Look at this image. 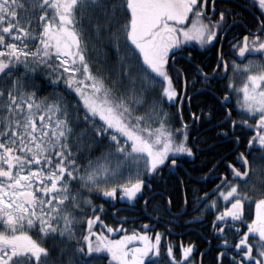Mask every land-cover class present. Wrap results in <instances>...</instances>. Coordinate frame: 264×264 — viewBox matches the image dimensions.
I'll return each instance as SVG.
<instances>
[{
  "label": "snow or ice",
  "instance_id": "snow-or-ice-1",
  "mask_svg": "<svg viewBox=\"0 0 264 264\" xmlns=\"http://www.w3.org/2000/svg\"><path fill=\"white\" fill-rule=\"evenodd\" d=\"M242 6L252 27L230 38L227 54L221 44L214 64L192 62L190 81L177 59L223 41L242 24L234 8L0 0V264H197L194 243L175 251L147 222L113 227L96 201L136 200L148 178L180 168L182 154L200 151L191 127L201 123L226 147L204 174L215 183L182 190L179 214L204 223L212 213L215 264H264V0ZM197 76L208 90L222 81L215 107L172 127L165 104L190 95ZM160 194L158 215H174L173 196Z\"/></svg>",
  "mask_w": 264,
  "mask_h": 264
},
{
  "label": "flooded vegetation",
  "instance_id": "flooded-vegetation-1",
  "mask_svg": "<svg viewBox=\"0 0 264 264\" xmlns=\"http://www.w3.org/2000/svg\"><path fill=\"white\" fill-rule=\"evenodd\" d=\"M245 4L246 0H217L218 8H234L240 14L239 18L242 21V24L237 25V27L234 28L233 31L229 32L227 37H225L223 41H217L214 47H207L206 50L199 48H197L196 50H193L191 48L186 49V52L192 51L191 60L187 58L177 59L176 66L178 68L187 69L189 73L188 78L190 81L192 79L191 74L194 73V69L191 67L192 62L208 65L214 64L217 49L221 46V44L223 45L224 52L227 54L229 52L230 38H234L238 34L242 35L244 26L252 27L253 17L251 12L247 10L246 7L242 6ZM171 74L174 77V82L176 83V85H178V82L182 80L175 79L177 75L175 71H172ZM195 79L196 83H189L187 87V93H189L190 95L184 96L182 99L176 98L171 104L166 103L168 105L176 106V110L178 111V119L180 114L183 115L185 120L190 119L189 112L194 111L192 105L198 102L200 93L202 94L207 92L213 98H215V95L220 94L219 86L222 84V81H211L210 83L214 87H212L211 90H208L200 82V78L198 76L195 77ZM178 91H182V88H178ZM189 104L191 105V108H189ZM184 107L187 110V114H183ZM173 118L175 117H171V119ZM191 134L193 136H199L196 144L199 146L200 151L196 155L191 157L187 156L186 154H182L183 158L180 160L181 167L175 169V171L169 172V170L164 169L163 173L160 176L148 178L147 184L152 185V187L151 189H149L146 186L143 191V195L138 194V199L131 202L126 200H119V202L118 200L112 201L111 204L113 208L116 209V211L113 212V209H111V215L114 219L120 221L121 223H125L123 229L129 232L134 230L143 231V225L147 222L148 225H150L147 230L150 233L154 231H160L161 233H163V242L173 244L175 251H178L181 244L194 243L195 248L193 252V259L197 262V264H200L201 261L202 264H215V256L216 252L218 251V242L215 239H211L209 237V229L206 226V222L207 220L211 219L212 213H207L204 223H190L188 221L192 213L185 212L183 215L179 214L181 201L177 206L174 202V205L171 209L174 215L170 216L167 213L158 215L157 211L155 210L156 205H163V198L160 194L161 190H164L165 194H171L173 196V199L176 198L175 195L177 193V188L175 187V185H177L178 178H183L185 182L183 189H179L180 194L182 190H188L193 185L201 186L202 184H206L208 187H211L212 184L215 183V180L211 176H194L191 169L194 167V161L196 160V158L199 159L201 157H205V155L207 154L212 153L216 146L219 147L222 151L225 150L226 146L218 143L217 138L213 135V132L208 131L206 126L202 123L198 126L196 124H193L191 127ZM209 138L211 139V141L209 140ZM149 195H151V199L148 201L147 205H145L144 198L145 196ZM190 207L191 204H189V208ZM123 212L124 214H122ZM189 236H191L193 239L197 238V240L200 241V245L202 246L200 250V245H196L195 240H192V242H188ZM197 254L198 256L196 257Z\"/></svg>",
  "mask_w": 264,
  "mask_h": 264
},
{
  "label": "trees",
  "instance_id": "trees-1",
  "mask_svg": "<svg viewBox=\"0 0 264 264\" xmlns=\"http://www.w3.org/2000/svg\"><path fill=\"white\" fill-rule=\"evenodd\" d=\"M181 84H182V81H179L178 85H177V87L179 89H181ZM215 103H216L215 98H213L209 93L206 92V93H202V94L200 93L199 98H198V102H196V104H194L192 106H193L194 111H198L200 108H204L206 110L207 106L210 104L215 107ZM165 109L169 112L171 117H173V116L175 117V118L170 120V124L172 125V127L178 126L180 121L177 118L178 111L176 110V106L165 104ZM184 113L187 114V110L185 107L183 110V114ZM218 115H219V113H218ZM210 136H213V135H210ZM209 140L211 141L210 138H209ZM221 152H222V150H220V148L216 146L212 153L207 154V155H205V157H201L199 159L196 158V160L194 161V167L191 169L192 174L194 176H204V174L212 167L211 161L213 160V158L215 156L219 155ZM200 155H202V154H200ZM175 187L177 188V193L175 192L176 198H174V202L177 206V205H179V202H180V199H179L180 190L178 188V185H175ZM178 193H179V195H178ZM96 202L98 204L103 205V211L101 212L100 215H101V219L106 224L112 225L113 227H116L117 225H121L122 227L125 226V223H121L120 221H118L112 217V215H111V209H113V206L111 204L112 201H108L107 199H104V200H97ZM118 202H119V199H118ZM122 214H124V212ZM94 228L97 231L102 230L99 224L94 225ZM123 233H125V231H120L118 233V235H122ZM118 235L114 234L113 237L115 238ZM192 240L193 241L195 240L196 245H198V246L200 245V241L197 240V238L193 239L191 236H189L188 242H192ZM201 247L202 246L200 245L199 250L201 249ZM198 254L196 255V257L198 256ZM154 264H164V262L156 261V262H154Z\"/></svg>",
  "mask_w": 264,
  "mask_h": 264
},
{
  "label": "rangeland",
  "instance_id": "rangeland-1",
  "mask_svg": "<svg viewBox=\"0 0 264 264\" xmlns=\"http://www.w3.org/2000/svg\"><path fill=\"white\" fill-rule=\"evenodd\" d=\"M114 234H115V233H114ZM114 234H112V238H114V237H113V235H114ZM124 234H125V233H123L122 235H124ZM115 238H118V236H117V237H115Z\"/></svg>",
  "mask_w": 264,
  "mask_h": 264
},
{
  "label": "water",
  "instance_id": "water-1",
  "mask_svg": "<svg viewBox=\"0 0 264 264\" xmlns=\"http://www.w3.org/2000/svg\"><path fill=\"white\" fill-rule=\"evenodd\" d=\"M129 202H131V201H129Z\"/></svg>",
  "mask_w": 264,
  "mask_h": 264
}]
</instances>
